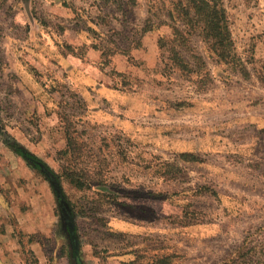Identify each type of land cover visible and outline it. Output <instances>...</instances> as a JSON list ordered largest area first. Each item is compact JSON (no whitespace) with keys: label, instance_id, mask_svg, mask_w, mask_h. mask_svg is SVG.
<instances>
[{"label":"rangeland","instance_id":"rangeland-1","mask_svg":"<svg viewBox=\"0 0 264 264\" xmlns=\"http://www.w3.org/2000/svg\"><path fill=\"white\" fill-rule=\"evenodd\" d=\"M221 2L220 46L189 0H0V264H78L8 144L83 264H264V0Z\"/></svg>","mask_w":264,"mask_h":264},{"label":"trees","instance_id":"trees-1","mask_svg":"<svg viewBox=\"0 0 264 264\" xmlns=\"http://www.w3.org/2000/svg\"><path fill=\"white\" fill-rule=\"evenodd\" d=\"M189 3L194 6L196 15L205 24L204 32L206 33L207 37H211L212 39H214L216 44L220 46L223 45L224 40L229 41L230 30L227 25L226 11L222 5L221 0H189ZM187 14H189V12H187ZM175 34L177 35V37L185 41L186 33H184L181 29L175 28ZM176 53L180 54L179 52ZM177 59L180 61L181 65L179 67L182 70H186L189 64L185 61V59H183L181 56H178ZM8 145L14 149L15 153L19 154L25 160H27L31 167L45 174L47 180L52 185L56 197L63 202L64 206L66 207L65 214L67 229L73 243V255L77 258L78 264H83L80 258V247L77 239V229L75 226L74 217L72 213L68 211L69 202L61 183V175L57 173L51 166H49L46 161H44L37 154H34L33 152L21 147L18 144ZM184 160L190 161V159L188 158H185ZM231 262L232 264H253L254 260L235 259Z\"/></svg>","mask_w":264,"mask_h":264},{"label":"crops","instance_id":"crops-1","mask_svg":"<svg viewBox=\"0 0 264 264\" xmlns=\"http://www.w3.org/2000/svg\"><path fill=\"white\" fill-rule=\"evenodd\" d=\"M251 119V121H255L256 123H260L261 125H263L264 124V118H262V117H251L250 118Z\"/></svg>","mask_w":264,"mask_h":264},{"label":"water","instance_id":"water-1","mask_svg":"<svg viewBox=\"0 0 264 264\" xmlns=\"http://www.w3.org/2000/svg\"><path fill=\"white\" fill-rule=\"evenodd\" d=\"M62 202V201H61ZM63 203V202H62Z\"/></svg>","mask_w":264,"mask_h":264}]
</instances>
